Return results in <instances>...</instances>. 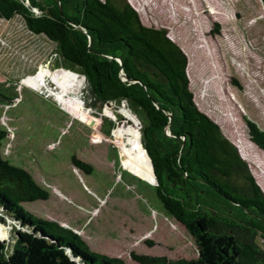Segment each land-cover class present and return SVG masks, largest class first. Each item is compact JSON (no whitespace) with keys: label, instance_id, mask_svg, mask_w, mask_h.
I'll return each mask as SVG.
<instances>
[{"label":"trees","instance_id":"trees-1","mask_svg":"<svg viewBox=\"0 0 264 264\" xmlns=\"http://www.w3.org/2000/svg\"><path fill=\"white\" fill-rule=\"evenodd\" d=\"M12 16L55 46L65 69L80 70L94 101L125 108L128 130L118 131L121 148H126L125 133L141 140L138 155L131 153V159L146 160L151 172L150 160L153 195L196 249L193 258L129 250L130 260L264 264L258 243V238L264 240V193L236 146L196 106L186 55L164 28L143 24L127 0H0V18ZM48 72L46 67L43 82L54 79ZM54 87L59 95H75L83 102L84 82L79 92ZM2 89L0 84V98L6 99ZM131 105L145 117L140 133ZM241 119L247 139L264 151V129L245 115ZM6 133L0 126V223L9 225L7 239L0 238V264H126L118 256L91 250L71 227L24 210L21 202L45 199L48 193L24 168L1 156ZM69 162L85 173L91 170L74 155Z\"/></svg>","mask_w":264,"mask_h":264},{"label":"rangeland","instance_id":"rangeland-1","mask_svg":"<svg viewBox=\"0 0 264 264\" xmlns=\"http://www.w3.org/2000/svg\"><path fill=\"white\" fill-rule=\"evenodd\" d=\"M127 1L143 24L163 27L183 50L196 106L236 146L264 193V151L247 139L241 119L245 115L264 129L263 20L248 27L241 19H232L233 0ZM0 29L3 40H10L4 34L13 32L25 45L23 54L12 50L0 57V84L9 85L2 90L8 99L0 100V126L7 131L1 156L24 168L48 193L45 199L21 202L24 210L32 217L61 220L78 228L91 250L118 256L126 264H136L129 259V250L168 258L195 257L190 236L163 212L153 195L147 161L131 159V153L138 155L141 140L125 133L126 157L116 148L118 131L128 130L125 108L94 101L80 70L65 69L56 47L26 30L17 16L0 18ZM6 44H0V50L8 48ZM42 51L46 55L40 62L45 63L19 79L23 72H31ZM46 67L48 74H54L49 82H43ZM83 82V102L75 95H59L54 87L79 92ZM116 101L128 103L124 98ZM130 108L140 133L144 114L135 105ZM71 155L89 163L90 172L73 168ZM129 171L147 181L134 179ZM8 229L0 223V238L7 239ZM258 243L264 249V240L258 238Z\"/></svg>","mask_w":264,"mask_h":264},{"label":"crops","instance_id":"crops-1","mask_svg":"<svg viewBox=\"0 0 264 264\" xmlns=\"http://www.w3.org/2000/svg\"><path fill=\"white\" fill-rule=\"evenodd\" d=\"M233 2H235V6H234V11L232 13V19H241L242 24L243 23H248L249 24L248 27H250L253 24H255V22L258 21V20H263V22H264V9H263V6H262V3H261L260 0H236V1L233 0ZM210 9H212V8L210 7ZM216 12H219V10L216 9ZM215 26H217V23H215ZM4 35L10 37L9 38L10 40H7V41L3 40V38H2L3 29H0V42H2L0 44H2L4 46L5 43H7L6 45H8L7 46L8 48L5 47L4 50H3V46L1 47L0 57L4 56V52L9 55V53H12V50L13 51L15 50V51H18V52L21 51L20 53H22V54L24 53L22 51V48L25 45L19 43L18 35L14 34L13 32L12 33H8V34H4ZM45 55H46L45 51H42L41 54L38 55L37 59L33 60L32 64H34V67L32 68L31 72H23L22 74L19 75V79H21L22 77H24L26 75H30L31 73H33L36 70L38 65L45 63V61L44 62H40L45 57ZM27 56L34 58V56L32 54H30V55L28 54ZM39 67H41V66H39ZM30 68H27L28 71L30 70ZM23 69H25V68H23ZM34 76H33V78H34ZM61 84H63V83H61ZM2 87H3L2 90H4V88H8L9 85H7V86L4 85ZM1 99H4V98H0V100ZM6 99H8V98H6ZM57 222H59L60 224L66 226V223H64V221L58 220ZM71 228L73 230H75L76 232L79 231L78 228H75V227H71Z\"/></svg>","mask_w":264,"mask_h":264},{"label":"water","instance_id":"water-1","mask_svg":"<svg viewBox=\"0 0 264 264\" xmlns=\"http://www.w3.org/2000/svg\"><path fill=\"white\" fill-rule=\"evenodd\" d=\"M144 149V151H145V148H143ZM145 153H146V151H145ZM146 155H147V153H146ZM147 157H148V155H147ZM148 160H149V157H148ZM149 164H150V168H151V173H152V182H150V183H152V184H154L155 183V177H154V173H153V169H152V165H151V162H150V160H149ZM130 172V171H129ZM133 176H135L137 179H141V180H145V181H147L145 178H143V177H141V176H139V175H137V174H135V173H132V172H130Z\"/></svg>","mask_w":264,"mask_h":264},{"label":"bare ground","instance_id":"bare-ground-1","mask_svg":"<svg viewBox=\"0 0 264 264\" xmlns=\"http://www.w3.org/2000/svg\"><path fill=\"white\" fill-rule=\"evenodd\" d=\"M140 136H141V134H140ZM116 148L118 149L119 154H120L121 157H126L127 156V154H126L127 150H126V148H121V146L119 144V138H118V142H116Z\"/></svg>","mask_w":264,"mask_h":264}]
</instances>
